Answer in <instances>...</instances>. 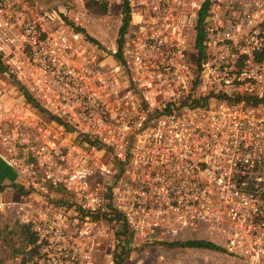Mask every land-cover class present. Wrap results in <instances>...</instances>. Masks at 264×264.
<instances>
[{"label":"built area","instance_id":"obj_1","mask_svg":"<svg viewBox=\"0 0 264 264\" xmlns=\"http://www.w3.org/2000/svg\"><path fill=\"white\" fill-rule=\"evenodd\" d=\"M127 6L108 50L55 10L11 37L0 0V56L35 92L0 106L4 155L42 201H0L37 236L25 264H119L127 240L186 231L232 264H264V0Z\"/></svg>","mask_w":264,"mask_h":264},{"label":"rangeland","instance_id":"obj_2","mask_svg":"<svg viewBox=\"0 0 264 264\" xmlns=\"http://www.w3.org/2000/svg\"><path fill=\"white\" fill-rule=\"evenodd\" d=\"M11 7L5 17L10 16V26L6 32L15 37L20 29V23L25 15L35 14L43 10H55L63 20V23L74 25L75 29L85 31L91 37L97 40V44L105 47L108 50L117 48L119 45V30L123 22V0H101L107 3L108 10L102 11L94 6V2L98 0H9ZM100 1V0H99ZM24 12V13H23ZM79 17L80 23H76L75 19ZM6 20V19H5ZM12 25V26H11ZM86 36V35H85ZM87 39V37H85ZM88 40V39H87ZM90 41V40H89ZM16 44L18 42L16 41ZM24 52L19 59L25 62H33L35 55L29 44L24 45ZM6 71L0 70V87L6 88L7 92L0 98V106L9 108L12 105L17 106V103L22 99L23 91L26 90L33 93L28 80L15 69L11 70L6 62V58L0 56ZM20 76L22 78H20ZM26 98V97H25ZM11 99V100H10ZM2 151L5 154V150ZM5 157V155H4ZM6 158V157H5ZM7 160V159H6ZM18 172V171H17ZM0 194V201H26L33 204V207L41 206L42 201L35 196H25L19 189L10 188ZM1 193V191H0ZM43 205V204H42ZM20 218L15 212L10 210L0 212V264H23L20 253H15V249L21 248L22 241L18 236L9 237L8 232L13 229ZM157 234V232H156ZM192 239H208L201 234L196 235L195 232H183L169 239L155 237L152 241H145L140 236L136 240H127L129 249L126 251V264H175L176 261H186L184 264H232L233 260L222 254L220 251H206L199 249H190L180 246H169L174 249L168 256L162 254L163 246L167 247L162 242L172 241H187ZM211 241V240H210ZM213 242V241H212ZM95 264H101L96 262Z\"/></svg>","mask_w":264,"mask_h":264},{"label":"trees","instance_id":"obj_3","mask_svg":"<svg viewBox=\"0 0 264 264\" xmlns=\"http://www.w3.org/2000/svg\"><path fill=\"white\" fill-rule=\"evenodd\" d=\"M93 5L98 7L102 11L108 10L107 3H105L101 0L95 1ZM122 12H123L124 16L122 19L123 20L122 25H121L120 30H119V34L121 36L118 40L119 44H121V39H122L128 25H129V21H130L128 6H127V0H123ZM204 16H205V10L202 11L201 16H200V20H199V24H198L199 27H198V31H197V45H201L203 38H204L203 31L201 29ZM84 33H85V31H84ZM85 35H86L88 40H90L94 43H98L97 40L95 38L91 37L89 34L86 33ZM0 70L6 71L1 60H0ZM23 94L27 97V99L29 101H33V97L28 91L24 90ZM5 187H6V185H0V189H5ZM9 187L19 189V190L21 189L18 184H12ZM1 231L2 230H0V233H1ZM8 235H10L9 237L18 236L20 238V240L22 241L21 248L15 249V253L17 252V253H20V255H22L21 261L23 264L27 263L29 260H31L36 255L37 248L34 246V244L36 243L37 236L32 231V229L29 225L17 222V225L13 229L9 230ZM162 243H164L165 245H168V246H180V247H187V248L208 249L211 251L222 249L216 243H214L210 240H206V239H192V240H187V241L177 240V241L162 242ZM119 264H126V263L124 261H122Z\"/></svg>","mask_w":264,"mask_h":264},{"label":"crops","instance_id":"obj_4","mask_svg":"<svg viewBox=\"0 0 264 264\" xmlns=\"http://www.w3.org/2000/svg\"><path fill=\"white\" fill-rule=\"evenodd\" d=\"M18 183H20V175L17 172L16 168L11 164H9L6 158L4 157V152L2 151V147L0 144V185H6L5 189H0L1 191L0 194L6 193L5 191L11 188L9 187L10 185L18 184ZM190 249H198V248H190ZM168 250L171 253L175 251L174 249L169 248V246L167 245V247L163 246L161 252L163 255L168 256L170 254Z\"/></svg>","mask_w":264,"mask_h":264}]
</instances>
